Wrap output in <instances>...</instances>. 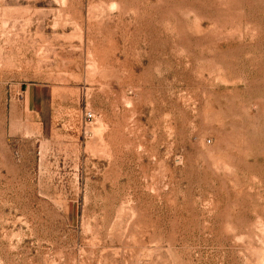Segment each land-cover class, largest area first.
Instances as JSON below:
<instances>
[{"label":"rangeland","instance_id":"1","mask_svg":"<svg viewBox=\"0 0 264 264\" xmlns=\"http://www.w3.org/2000/svg\"><path fill=\"white\" fill-rule=\"evenodd\" d=\"M0 264H264V0H0Z\"/></svg>","mask_w":264,"mask_h":264},{"label":"built area","instance_id":"2","mask_svg":"<svg viewBox=\"0 0 264 264\" xmlns=\"http://www.w3.org/2000/svg\"><path fill=\"white\" fill-rule=\"evenodd\" d=\"M86 116H87V118H91L92 117V115H90L89 113L86 114Z\"/></svg>","mask_w":264,"mask_h":264}]
</instances>
